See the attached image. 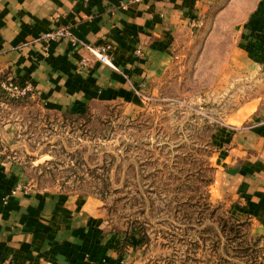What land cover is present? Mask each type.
Listing matches in <instances>:
<instances>
[{
	"label": "rangeland",
	"instance_id": "obj_1",
	"mask_svg": "<svg viewBox=\"0 0 264 264\" xmlns=\"http://www.w3.org/2000/svg\"><path fill=\"white\" fill-rule=\"evenodd\" d=\"M247 6L216 0L180 54L186 61L165 73L143 106L93 102L63 114L31 99L10 103L0 119L20 128L5 160L32 189L94 198L107 230L136 224L139 250L125 264H264V238L246 222L229 235L231 224L221 220L230 203L218 191L213 143L218 129L237 125L244 104L264 102V68L240 55L253 49L237 34L248 24ZM233 7L242 13L237 23Z\"/></svg>",
	"mask_w": 264,
	"mask_h": 264
},
{
	"label": "crops",
	"instance_id": "obj_2",
	"mask_svg": "<svg viewBox=\"0 0 264 264\" xmlns=\"http://www.w3.org/2000/svg\"><path fill=\"white\" fill-rule=\"evenodd\" d=\"M247 1L241 19L247 17L248 24H239L237 34L253 49L240 55L264 68V0ZM215 2L0 0V77L30 84L34 92L26 100L47 111H75L93 102L143 106L198 38L195 28L205 24ZM230 14L239 22L242 13L233 7ZM60 28L84 44L109 45L116 69L67 38L38 39ZM261 76L264 80V71ZM3 109L12 108L0 103ZM238 111L237 125L213 136L218 191L230 203L228 216L264 238V102L246 103ZM19 128L16 119H0V264H125L139 250V240L131 237L123 245L124 232L105 228L94 198L32 189L22 169L5 160ZM18 185L27 192L12 193Z\"/></svg>",
	"mask_w": 264,
	"mask_h": 264
},
{
	"label": "built area",
	"instance_id": "obj_3",
	"mask_svg": "<svg viewBox=\"0 0 264 264\" xmlns=\"http://www.w3.org/2000/svg\"><path fill=\"white\" fill-rule=\"evenodd\" d=\"M65 38L69 39L72 44H78L82 49H84L88 53V55L93 60L103 65H106L113 70L116 69L109 56V45H87L82 42H79L75 38H73L72 34L67 28H60L53 31L44 32L39 36L38 39L42 42H58ZM137 53L139 52L137 51ZM86 62L88 61L83 60L81 63L85 65ZM0 87L10 98H25L30 96L34 92L30 84L20 85L15 83L13 80L9 79L2 82L0 84ZM19 190L27 192V186L18 185L12 193Z\"/></svg>",
	"mask_w": 264,
	"mask_h": 264
},
{
	"label": "trees",
	"instance_id": "obj_4",
	"mask_svg": "<svg viewBox=\"0 0 264 264\" xmlns=\"http://www.w3.org/2000/svg\"><path fill=\"white\" fill-rule=\"evenodd\" d=\"M6 81V79L4 77H0V84L2 82ZM22 99H26L25 98H10L1 88H0V103L1 104H7V105H13L10 103H14V102H21ZM19 100V101H18ZM80 110L78 109V113L80 114ZM71 111H66V112H62L63 114H69ZM211 183V179H209V182L207 183V186ZM207 206V205H206ZM221 220L223 221L224 224H231L228 231L229 235H236V233L238 232V228L240 226V223L235 222L234 220H232L228 215L227 218H221ZM225 232V230H223ZM131 237H135L136 239H138L139 241L142 239V236L140 234V230L138 228V226L136 224H133L131 226H129V229L124 231V240H123V245L127 244L129 242V240L131 239Z\"/></svg>",
	"mask_w": 264,
	"mask_h": 264
}]
</instances>
